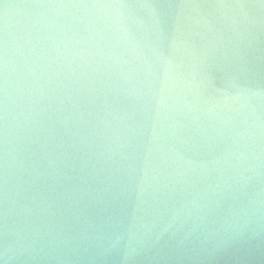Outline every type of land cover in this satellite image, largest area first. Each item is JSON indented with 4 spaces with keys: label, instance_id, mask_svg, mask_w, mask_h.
Returning a JSON list of instances; mask_svg holds the SVG:
<instances>
[{
    "label": "clouds",
    "instance_id": "obj_1",
    "mask_svg": "<svg viewBox=\"0 0 264 264\" xmlns=\"http://www.w3.org/2000/svg\"><path fill=\"white\" fill-rule=\"evenodd\" d=\"M30 7L27 31L0 33V264H166L264 238V220L209 226L245 185L218 179L193 130L212 120L264 135V57L259 68L200 57L189 71L181 13L157 0ZM209 7L218 15L201 14L206 27L224 22L240 36L254 23L255 6ZM98 72L114 99L92 113Z\"/></svg>",
    "mask_w": 264,
    "mask_h": 264
},
{
    "label": "water",
    "instance_id": "obj_2",
    "mask_svg": "<svg viewBox=\"0 0 264 264\" xmlns=\"http://www.w3.org/2000/svg\"><path fill=\"white\" fill-rule=\"evenodd\" d=\"M40 0H0V33L5 25L13 31L24 32L31 27L35 9L31 5ZM157 2L177 6L175 11L181 13L180 28L183 39L188 44L185 56H191L189 71L195 72L199 58L207 57L224 62L239 56L253 60L257 68L264 57V9L261 0H157ZM246 3L250 8L254 23L243 35L237 36L224 22H214L209 26L199 23L201 14L218 15L217 10L209 7L220 3ZM187 6V7H181ZM200 6V7H192ZM175 23V19L173 21ZM172 20L169 19V27ZM197 46L192 49V44ZM174 71V70H173ZM163 76V69H161ZM95 89L86 98L88 110L95 113L102 106L112 104L113 96L109 92L107 77L98 72L92 81ZM193 130L206 139L210 145L206 160L209 167L215 169V175L221 181L232 182V178L243 177L244 195L236 199L218 202L208 223L213 228H226L233 219L244 217L259 222L264 220V135H241L235 130L227 132L218 128L215 121L202 120L193 125ZM162 141H157L159 148ZM206 252H189L176 254L166 264H264V238L252 239L243 246L235 247L217 255L206 258Z\"/></svg>",
    "mask_w": 264,
    "mask_h": 264
}]
</instances>
